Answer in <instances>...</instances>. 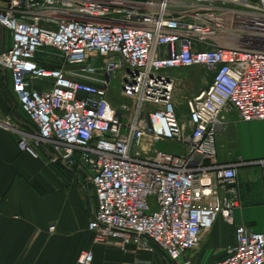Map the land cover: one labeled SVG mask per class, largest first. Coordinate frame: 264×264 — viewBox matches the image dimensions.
<instances>
[{
	"label": "built area",
	"instance_id": "obj_1",
	"mask_svg": "<svg viewBox=\"0 0 264 264\" xmlns=\"http://www.w3.org/2000/svg\"><path fill=\"white\" fill-rule=\"evenodd\" d=\"M0 26L11 35L0 75L30 128L0 123L20 151L87 174L94 242L197 264L204 233L218 218L234 223L238 167L264 169V159L223 164L217 147L228 114L264 121V0H0ZM194 67L212 83L183 118L171 71ZM93 260L82 251L78 264ZM211 264H264V234L237 225Z\"/></svg>",
	"mask_w": 264,
	"mask_h": 264
},
{
	"label": "crops",
	"instance_id": "obj_2",
	"mask_svg": "<svg viewBox=\"0 0 264 264\" xmlns=\"http://www.w3.org/2000/svg\"><path fill=\"white\" fill-rule=\"evenodd\" d=\"M9 106L7 97L0 94V119L11 118L17 127L28 130L27 117L19 118ZM227 117L217 136L219 161L264 159V122H243L235 112ZM236 190L239 206L234 223L216 220L208 230L214 245L191 253L197 264L223 258L235 244L237 225L264 234V169L238 167ZM96 210L94 188L84 171L50 163L44 152L33 157L20 151L17 135L0 123V264H78L80 253L87 250L93 252V264H172L157 249L150 252L129 245L124 251L115 240L96 244L89 230Z\"/></svg>",
	"mask_w": 264,
	"mask_h": 264
},
{
	"label": "rangeland",
	"instance_id": "obj_3",
	"mask_svg": "<svg viewBox=\"0 0 264 264\" xmlns=\"http://www.w3.org/2000/svg\"><path fill=\"white\" fill-rule=\"evenodd\" d=\"M0 46H3L5 50L9 49L11 46V35L8 30L0 26ZM4 51V50H3ZM171 75L176 77L177 85L174 93V101L177 104L179 114L182 115V117H186L187 110L185 108V104L187 100L199 93L202 90H205L209 88L211 85V79L202 73V71L199 68H188V69H175L171 71ZM112 84L114 86L119 85V78L115 77L113 79ZM0 94L4 95V97H7L10 106L9 109H11L19 118L24 119L26 116L23 114L21 106L18 104L16 98L11 92L10 84H9V75L3 74L0 75ZM127 104L131 105L132 102L129 100H121L119 98H116L115 104ZM1 109V108H0ZM23 115V117H21ZM254 122V121H253ZM264 122V121H261ZM264 126V124H262ZM159 149H165L170 152L175 153H181L183 150L181 149V146H175V145H168L164 143H159L157 145ZM214 245V237L213 233H208L202 238V242L200 246L197 248V251L202 249H207L208 247H212Z\"/></svg>",
	"mask_w": 264,
	"mask_h": 264
},
{
	"label": "trees",
	"instance_id": "obj_4",
	"mask_svg": "<svg viewBox=\"0 0 264 264\" xmlns=\"http://www.w3.org/2000/svg\"><path fill=\"white\" fill-rule=\"evenodd\" d=\"M40 62H41L42 65H45L46 67H52V68L55 67V66H54L55 64H49V63H46V64H45V58H41V59H40Z\"/></svg>",
	"mask_w": 264,
	"mask_h": 264
}]
</instances>
